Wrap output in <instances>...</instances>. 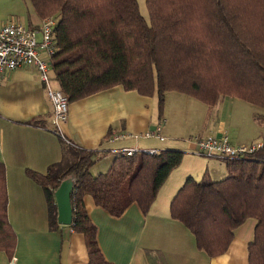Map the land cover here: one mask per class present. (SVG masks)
<instances>
[{
    "label": "trees",
    "instance_id": "1",
    "mask_svg": "<svg viewBox=\"0 0 264 264\" xmlns=\"http://www.w3.org/2000/svg\"><path fill=\"white\" fill-rule=\"evenodd\" d=\"M40 18L56 19L52 71L69 103L121 85L156 98L159 119L167 92L213 106L241 99L264 109V0H29ZM94 150H76L70 162L26 175L44 192L50 229L58 228L54 191L74 175L69 227L84 237L89 264H111L84 199L113 217L135 203L146 215L159 188L184 151L116 155L104 173L92 175ZM220 180L187 177L170 202V215L193 234L208 256L228 248L235 229L256 220L247 245L248 264H264V139L238 159L224 160ZM16 234L7 217L4 164L0 162V249L12 254Z\"/></svg>",
    "mask_w": 264,
    "mask_h": 264
},
{
    "label": "crops",
    "instance_id": "2",
    "mask_svg": "<svg viewBox=\"0 0 264 264\" xmlns=\"http://www.w3.org/2000/svg\"><path fill=\"white\" fill-rule=\"evenodd\" d=\"M7 21L35 27L41 19L29 0H0V27ZM52 113L34 67H18L0 76V162L5 168L7 217L16 234L12 254L0 249V264H89L81 233L60 223L56 229L49 228L43 189L26 175L27 169L45 173L54 163L70 162L75 151L82 149L94 150L99 157L89 168L91 174L95 169H99L96 174L106 172L123 148L174 149L190 155L187 150L195 154L192 138L198 136L190 135L181 146L177 141L181 134L177 130L166 132V119L158 118L156 98L125 90L121 85L70 102L67 120L61 125L63 137L53 130ZM224 114L214 126L216 131L209 135L226 132ZM157 127L163 139L144 136ZM112 131L125 136L111 139ZM230 141L233 145L248 144L233 136ZM262 141L252 140L248 145ZM200 161L204 170L196 176L191 170L186 174L178 168L172 170L146 215L133 203L121 216L113 217L95 206L90 196L85 197V207L97 226L100 249L111 264H248L247 245L255 219L249 218L235 229L225 252L210 257L197 248L193 234L183 223L170 215V202L187 177L217 180L227 175L223 161Z\"/></svg>",
    "mask_w": 264,
    "mask_h": 264
},
{
    "label": "built area",
    "instance_id": "3",
    "mask_svg": "<svg viewBox=\"0 0 264 264\" xmlns=\"http://www.w3.org/2000/svg\"><path fill=\"white\" fill-rule=\"evenodd\" d=\"M55 24L56 19L52 16L41 19L39 25L35 27L15 21L5 22L0 27V76L4 72L18 67H34L52 105L53 130L62 136L61 125L67 120L69 101L58 86L57 88L52 86V80H55L51 58L54 51L53 28ZM159 131L160 127H157L153 131L144 133V136H156L163 139ZM124 136L125 134L115 131L109 133L111 139H119ZM192 140L195 143L193 153L221 160L238 159L252 153L262 144L233 145L224 132L205 137H193ZM138 152L158 153L155 149L137 150L135 148H123L118 153L130 156Z\"/></svg>",
    "mask_w": 264,
    "mask_h": 264
},
{
    "label": "rangeland",
    "instance_id": "4",
    "mask_svg": "<svg viewBox=\"0 0 264 264\" xmlns=\"http://www.w3.org/2000/svg\"><path fill=\"white\" fill-rule=\"evenodd\" d=\"M137 1L141 14L147 21H149L145 0ZM52 86L53 88H57L55 80H52ZM227 98L228 99L224 97L222 98L223 100L220 99L218 103L213 106H207L195 98L184 94L181 97L166 93L162 109V117L166 119L164 122L166 132L167 130H177V134H181L177 135V138L181 139L177 141L181 146H183L182 143L190 135H196L198 137L207 136L209 135V132L216 131L214 126H218V121H220L223 112H225L224 120H226V128L229 132L226 130L224 133L229 139L233 136L237 141L244 144H249L252 140H263L264 109L241 99L232 97ZM186 152L190 155L184 154L180 164L178 165L179 167H176V169H179L177 171H181L182 174H186L188 170L195 172L193 174L195 176L196 174H199L201 170H204V167L202 168L203 163L200 161L201 159H205L206 161L209 160V162H212V160L224 162V160L215 157L192 154L187 150ZM98 170L99 169L93 170L92 175H96ZM219 178L222 179L224 176L220 175L217 177V180H219Z\"/></svg>",
    "mask_w": 264,
    "mask_h": 264
},
{
    "label": "water",
    "instance_id": "5",
    "mask_svg": "<svg viewBox=\"0 0 264 264\" xmlns=\"http://www.w3.org/2000/svg\"><path fill=\"white\" fill-rule=\"evenodd\" d=\"M74 175L64 177L54 191V199L57 209V222L70 225L72 221L71 192L74 183Z\"/></svg>",
    "mask_w": 264,
    "mask_h": 264
}]
</instances>
